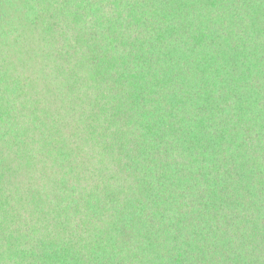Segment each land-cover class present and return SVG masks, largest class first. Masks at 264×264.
Segmentation results:
<instances>
[{
  "label": "trees",
  "instance_id": "1",
  "mask_svg": "<svg viewBox=\"0 0 264 264\" xmlns=\"http://www.w3.org/2000/svg\"><path fill=\"white\" fill-rule=\"evenodd\" d=\"M0 264H264V0H0Z\"/></svg>",
  "mask_w": 264,
  "mask_h": 264
}]
</instances>
